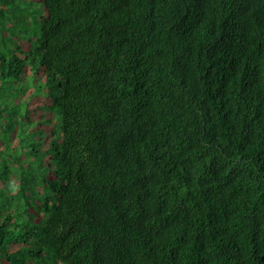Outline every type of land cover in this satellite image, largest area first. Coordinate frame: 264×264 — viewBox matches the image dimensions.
I'll return each mask as SVG.
<instances>
[{"label":"trees","instance_id":"trees-1","mask_svg":"<svg viewBox=\"0 0 264 264\" xmlns=\"http://www.w3.org/2000/svg\"><path fill=\"white\" fill-rule=\"evenodd\" d=\"M0 264H264V0H0Z\"/></svg>","mask_w":264,"mask_h":264}]
</instances>
